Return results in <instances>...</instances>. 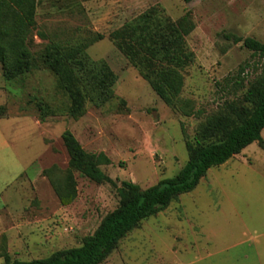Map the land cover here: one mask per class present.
Listing matches in <instances>:
<instances>
[{"label":"rangeland","instance_id":"obj_1","mask_svg":"<svg viewBox=\"0 0 264 264\" xmlns=\"http://www.w3.org/2000/svg\"><path fill=\"white\" fill-rule=\"evenodd\" d=\"M150 9L182 29L193 54L170 105L109 38ZM246 38L264 44V0H36L29 69L7 80L0 62V264L4 253L30 261L79 247L117 207L122 182L146 189L174 177L196 140L216 141L214 126L250 111L244 98L263 59L236 41ZM50 40L85 44L91 60L105 61L117 77L106 103L86 101L82 115L70 116L44 60ZM66 130L110 160L100 169L113 183L74 173L77 197L63 207L43 171L55 167L60 179L67 170ZM101 264H264V151L253 143L210 169Z\"/></svg>","mask_w":264,"mask_h":264},{"label":"trees","instance_id":"obj_2","mask_svg":"<svg viewBox=\"0 0 264 264\" xmlns=\"http://www.w3.org/2000/svg\"><path fill=\"white\" fill-rule=\"evenodd\" d=\"M35 16L36 0H0V62L7 80L29 69L28 49L32 44ZM109 38L156 95L164 103L173 104L183 87L182 70L193 59L182 29L150 9L112 32ZM97 39L101 40L102 36ZM236 41H242L246 49L263 59L262 73L244 98L252 102L250 111L243 113L240 108L236 111L237 122L214 126V130L220 132L216 141L196 140L186 163L174 177L162 179L146 189L129 181L122 182L117 207L79 247L58 250L46 258L30 261L12 260L4 253V264H101L143 221L165 210L181 195L192 192L210 169L224 165L253 143L264 151L261 137L264 130V44L251 38ZM86 48L85 44L50 40L44 53L47 66L70 99L69 112L74 118L83 114L86 101L94 106L106 103L117 81L105 61L91 60ZM62 141L69 156L67 170L60 179L55 167L43 171L61 206L71 205L77 197L74 173L97 184L113 183L100 169L110 164L103 153L86 152L68 130L63 132Z\"/></svg>","mask_w":264,"mask_h":264}]
</instances>
